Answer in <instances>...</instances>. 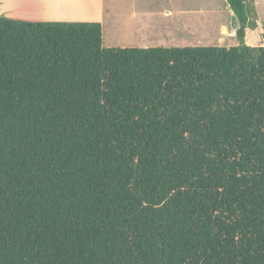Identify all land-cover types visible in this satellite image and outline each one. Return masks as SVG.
I'll return each mask as SVG.
<instances>
[{
  "label": "trees",
  "instance_id": "1",
  "mask_svg": "<svg viewBox=\"0 0 264 264\" xmlns=\"http://www.w3.org/2000/svg\"><path fill=\"white\" fill-rule=\"evenodd\" d=\"M106 48L0 15V264H264V25Z\"/></svg>",
  "mask_w": 264,
  "mask_h": 264
},
{
  "label": "crops",
  "instance_id": "2",
  "mask_svg": "<svg viewBox=\"0 0 264 264\" xmlns=\"http://www.w3.org/2000/svg\"><path fill=\"white\" fill-rule=\"evenodd\" d=\"M0 0V13L27 21L98 22L106 48H183L196 40L187 0ZM105 43V44H104Z\"/></svg>",
  "mask_w": 264,
  "mask_h": 264
},
{
  "label": "rangeland",
  "instance_id": "3",
  "mask_svg": "<svg viewBox=\"0 0 264 264\" xmlns=\"http://www.w3.org/2000/svg\"><path fill=\"white\" fill-rule=\"evenodd\" d=\"M67 2V0H63ZM69 5L75 7L72 0H68ZM163 0H154L152 7H158ZM68 3V2H67ZM189 6V22L196 25V33L202 43L193 46H218L230 47L236 45L235 32L237 23L229 12V7L225 0H187ZM255 10L264 25V0H254ZM1 10V7H0ZM1 16H5L0 13ZM10 18V17H7ZM13 19V18H12ZM105 44V43H104Z\"/></svg>",
  "mask_w": 264,
  "mask_h": 264
},
{
  "label": "water",
  "instance_id": "4",
  "mask_svg": "<svg viewBox=\"0 0 264 264\" xmlns=\"http://www.w3.org/2000/svg\"><path fill=\"white\" fill-rule=\"evenodd\" d=\"M229 12H230V14L233 16V17H235V15L233 14V12L229 9Z\"/></svg>",
  "mask_w": 264,
  "mask_h": 264
}]
</instances>
